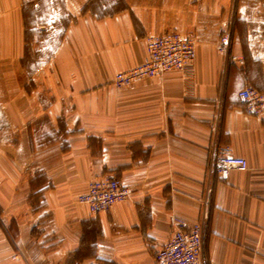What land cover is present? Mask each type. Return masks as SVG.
Here are the masks:
<instances>
[{
	"label": "crops",
	"instance_id": "0c3cea01",
	"mask_svg": "<svg viewBox=\"0 0 264 264\" xmlns=\"http://www.w3.org/2000/svg\"><path fill=\"white\" fill-rule=\"evenodd\" d=\"M32 1L0 0V264H157L176 220L204 224L213 264H264V112L239 96L264 94V0H63L60 45L29 71ZM173 31L195 41L193 66L114 85ZM226 149L249 170L224 181ZM102 177L133 196L94 215L80 198Z\"/></svg>",
	"mask_w": 264,
	"mask_h": 264
},
{
	"label": "built area",
	"instance_id": "2783aa9c",
	"mask_svg": "<svg viewBox=\"0 0 264 264\" xmlns=\"http://www.w3.org/2000/svg\"><path fill=\"white\" fill-rule=\"evenodd\" d=\"M149 57L140 66L115 76L114 85L118 89L133 86L146 79L160 78L167 72L183 71L196 62L197 50L192 38H185L178 32H168L149 36L147 39ZM231 49V36L226 34L221 39L220 52L228 55ZM237 58L232 57V61ZM241 100L247 105L251 115L259 116L264 112V94L252 87L240 93ZM214 168L220 179L227 181L232 170L245 172L249 163L244 158L234 157L229 149L214 153ZM213 189L209 188L204 201L203 219L209 221V208ZM133 192L123 180L117 177H102L93 181L88 191L81 196L80 203L87 206L94 215L108 212L114 205L131 200ZM178 230L171 240L156 252L157 264H213L205 251V226L198 223L187 226L176 220Z\"/></svg>",
	"mask_w": 264,
	"mask_h": 264
},
{
	"label": "rangeland",
	"instance_id": "374dc122",
	"mask_svg": "<svg viewBox=\"0 0 264 264\" xmlns=\"http://www.w3.org/2000/svg\"><path fill=\"white\" fill-rule=\"evenodd\" d=\"M108 11H111L108 8ZM28 46L26 67L35 71L55 54L70 24L63 0H35L27 3Z\"/></svg>",
	"mask_w": 264,
	"mask_h": 264
},
{
	"label": "trees",
	"instance_id": "16d2710c",
	"mask_svg": "<svg viewBox=\"0 0 264 264\" xmlns=\"http://www.w3.org/2000/svg\"><path fill=\"white\" fill-rule=\"evenodd\" d=\"M38 176L39 177H37L36 180H32V182H31L32 187L37 189V190L40 189L41 184L45 183L44 185H46V183H47V180L44 177V175L39 174ZM44 185H42V186H44ZM44 190L45 189H43L41 192L33 194V196L31 197V203L35 207L36 211L41 210L43 208V192H44Z\"/></svg>",
	"mask_w": 264,
	"mask_h": 264
}]
</instances>
